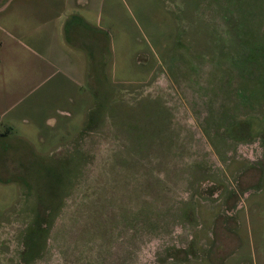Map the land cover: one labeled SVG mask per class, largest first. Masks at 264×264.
Listing matches in <instances>:
<instances>
[{
    "label": "rangeland",
    "instance_id": "374dc122",
    "mask_svg": "<svg viewBox=\"0 0 264 264\" xmlns=\"http://www.w3.org/2000/svg\"><path fill=\"white\" fill-rule=\"evenodd\" d=\"M72 1L80 88L0 65V264H264V0Z\"/></svg>",
    "mask_w": 264,
    "mask_h": 264
},
{
    "label": "crops",
    "instance_id": "0c3cea01",
    "mask_svg": "<svg viewBox=\"0 0 264 264\" xmlns=\"http://www.w3.org/2000/svg\"><path fill=\"white\" fill-rule=\"evenodd\" d=\"M71 2L8 0L1 3L10 7L14 4L19 8V16L7 22V30L0 29L5 34L0 39V65L34 66V74L23 77L24 86L26 80L32 87H42L47 82L66 78L80 88L81 81L88 80L89 65H104L105 52L99 51L96 57L87 14L79 15L68 8ZM99 37L104 44V35L100 33Z\"/></svg>",
    "mask_w": 264,
    "mask_h": 264
},
{
    "label": "trees",
    "instance_id": "16d2710c",
    "mask_svg": "<svg viewBox=\"0 0 264 264\" xmlns=\"http://www.w3.org/2000/svg\"><path fill=\"white\" fill-rule=\"evenodd\" d=\"M100 102H98L99 104ZM67 174V173H66ZM64 177H65V173H61V174H58V177H55V181L54 183L57 185L59 183H63L64 182Z\"/></svg>",
    "mask_w": 264,
    "mask_h": 264
}]
</instances>
